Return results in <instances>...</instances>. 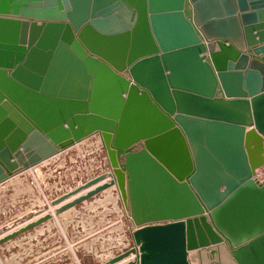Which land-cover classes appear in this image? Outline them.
Returning <instances> with one entry per match:
<instances>
[{
	"label": "water",
	"instance_id": "1",
	"mask_svg": "<svg viewBox=\"0 0 264 264\" xmlns=\"http://www.w3.org/2000/svg\"><path fill=\"white\" fill-rule=\"evenodd\" d=\"M93 136L55 215L114 186L138 264H264V0H0V185Z\"/></svg>",
	"mask_w": 264,
	"mask_h": 264
},
{
	"label": "rangeland",
	"instance_id": "2",
	"mask_svg": "<svg viewBox=\"0 0 264 264\" xmlns=\"http://www.w3.org/2000/svg\"><path fill=\"white\" fill-rule=\"evenodd\" d=\"M91 142L76 145L0 185V236L24 226L32 217L36 219L47 210L49 213L52 199L98 175L103 155L94 147H86ZM112 191L95 200L113 199ZM90 206L81 204L60 215L50 212L51 220L11 240L9 247H0V264L108 262L105 260L128 244L130 230L121 225L119 213L103 216L105 207L98 204L91 211ZM107 220L115 224L108 225Z\"/></svg>",
	"mask_w": 264,
	"mask_h": 264
},
{
	"label": "built area",
	"instance_id": "3",
	"mask_svg": "<svg viewBox=\"0 0 264 264\" xmlns=\"http://www.w3.org/2000/svg\"><path fill=\"white\" fill-rule=\"evenodd\" d=\"M92 139V142L91 143H88L87 144V148H90L92 149V147H94L95 151L99 152V153H102L103 157H102V162H100V165L99 167L101 168L99 171H98V175H95L94 177H92L91 179L97 177V176H100L102 174H106L107 177L105 179V181H103L102 183L100 184H104V183H109L110 180H111V177H109V173L111 172L110 170V167H109V164L107 162V157L105 155V152H104V149H103V145H102V142L100 141L99 137L98 136H93V137H90L89 139L83 141L82 143L80 144H83L84 142L86 141H89ZM78 144V145H80ZM90 153V152H89ZM87 154V153H86ZM255 177L259 180H263L264 179V167L260 168V169H257L256 170V175ZM90 179V180H91ZM89 181V180H88ZM86 183V182H85ZM113 189V193L110 195L112 196L113 195V199H108L109 202L107 203V205H102L101 201H99L98 199L95 200V198H97V196H103L106 194H104L107 190H112ZM107 190L103 191L102 193H100L99 195L93 197L92 199L88 200V201H85L84 203H82L83 205H91L90 208L91 209H94L97 208L98 204L103 206V207H106V208H103L104 209V215L103 216H110L112 215L113 213H119L120 214V219L119 221L122 222L121 225L122 226H126L127 228H129L130 230V241H128V244L124 245L121 247V249L116 253V254H113L111 257H109L110 259H106L105 261H109L113 258H115L116 256H119L123 253H125L126 251H129L131 249H136L137 250V254H131L128 258H126L123 262V263H119V264H127L129 262H133V264H138L139 263V256H140V253L138 252V247L134 244V241H133V238H132V234L133 232L136 230V227L135 225L133 224L131 218L129 217V214L127 213V211L125 210V208L123 207V205L121 204V201H120V198L118 197L116 199V195L117 194V191H116V188L113 186V187H110L108 188ZM57 198V197H56ZM105 199H107V197H104ZM112 198V197H111ZM54 199H52L51 201H53ZM101 204H100V203ZM89 203V204H88ZM122 208H121V206ZM93 207V208H92ZM49 208H50V204H49ZM87 208V207H86ZM88 208V209H90ZM118 208V210L116 211V209ZM85 209V208H84ZM94 211V210H93ZM48 212V210L46 211ZM45 212V213H46ZM44 213V214H45ZM42 214V215H44ZM41 215V216H42ZM106 223L109 225V224H112L114 225L115 223L114 222H109V220L106 221ZM18 228L14 229V230H17ZM14 230H11L10 232L14 231ZM10 232H7V233H4L3 235L0 236V240L3 239L7 234H9ZM11 242V241H9ZM8 243V242H7ZM1 245V244H0ZM103 264V263H102ZM190 264H198V262L194 259H190Z\"/></svg>",
	"mask_w": 264,
	"mask_h": 264
},
{
	"label": "crops",
	"instance_id": "4",
	"mask_svg": "<svg viewBox=\"0 0 264 264\" xmlns=\"http://www.w3.org/2000/svg\"><path fill=\"white\" fill-rule=\"evenodd\" d=\"M103 202V203H102ZM109 202V200L108 199H105V201H101V203L103 204V205H107V203ZM90 208V207H89ZM93 208V207H92ZM106 208V207H105ZM94 209H96L95 207H94ZM94 209H89V210H91V211H93ZM11 244H8V243H4V244H1L0 245V247L2 248V249H4V248H7V247H9Z\"/></svg>",
	"mask_w": 264,
	"mask_h": 264
},
{
	"label": "bare ground",
	"instance_id": "5",
	"mask_svg": "<svg viewBox=\"0 0 264 264\" xmlns=\"http://www.w3.org/2000/svg\"><path fill=\"white\" fill-rule=\"evenodd\" d=\"M99 139H100V137H99ZM100 141H101V139H100ZM115 188H116V187H115ZM108 191H109V190H108ZM106 192H107V191H106ZM107 193H108V192H107ZM118 197H119V196H118ZM70 210H71V209H70ZM53 211H54V213H55V207L52 206V207L50 208V212H53ZM67 211H69V210H67ZM67 211H65V212H67ZM50 212H49V213H50ZM65 212H64V213H65ZM45 214H48V212H46ZM50 214H51V213H50ZM52 215H53V214H52ZM37 218H38V217H37ZM24 225H25V224H24ZM18 228H19V227H18ZM123 262H125V261L123 260V261H121L120 263H123Z\"/></svg>",
	"mask_w": 264,
	"mask_h": 264
}]
</instances>
